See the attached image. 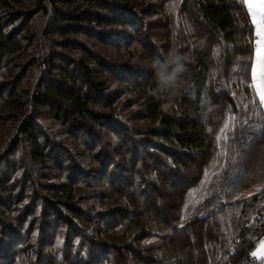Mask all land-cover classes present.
<instances>
[{"label":"rangeland","instance_id":"obj_1","mask_svg":"<svg viewBox=\"0 0 264 264\" xmlns=\"http://www.w3.org/2000/svg\"><path fill=\"white\" fill-rule=\"evenodd\" d=\"M36 1L24 0V4L21 6L2 9L1 15L7 26L8 39L11 41L15 36L22 37L26 48L19 57L3 62L2 67L6 74L0 77V85L5 81L8 84L11 82V90L13 87V90L19 91L24 96L22 100L25 101L40 84H54L61 90L74 95H81L89 101V111L94 115H100L101 119L95 121L89 114L82 115L73 109L68 102L61 101L62 106L68 109L71 116L80 118L88 126L90 133H86L87 131L81 132L71 128L65 119L56 117L49 106L34 105L29 107L26 116L35 123L36 136L43 145L46 158L44 162L32 164L31 168L28 167V169L30 168L28 172L30 179L26 201H34L35 194L32 193L31 189L37 185L39 190L41 188L38 194L56 200L55 197H50L53 186L56 185L58 190L60 185L66 186L72 183L76 187L77 200H74L70 206L73 209L76 206L81 207L83 214H85L86 212L89 213L86 206L98 205L105 194L115 198L118 194L131 192L132 188L146 187V190L150 186L148 185L150 184L149 181L153 180L154 182L153 170L156 168L159 172L163 171L165 166L160 165L161 162L168 167L175 164L187 177L191 174L192 178L197 179L198 177L194 172L199 173L200 181H197L198 184L190 189L184 200L181 201L178 192H174L169 187L170 180L167 176L169 174L163 175V177L165 176L163 181L161 180L162 176L159 181L156 180L155 188L157 190L149 191V193L146 191L149 195H147L146 200L141 198L143 203L137 209L138 218L149 222L148 231L143 233L144 235H141L139 231L135 232V229H126L125 220L129 218L126 214L106 216L103 222H100L96 218L93 219L95 212L85 215V217L90 216L93 220L86 223V232L87 234L91 233L96 240L98 238L96 236L100 232H95V229L96 226H100L101 228H99L104 232L102 237L104 236L106 240H109L106 241L107 243L114 241L112 238L108 239V236L116 232L119 235L116 241L124 246L120 252L128 263L134 260L137 262L136 264H177L180 259L185 260V264H216L215 255L219 248L217 246L220 240L219 234L225 237L237 235L246 222V228L251 230L257 226L255 225V216L247 218V216L241 215L239 217L237 211H234L237 210L235 205L227 207L228 211L226 210L225 215L219 219L214 217L213 220L199 225L201 227L200 239L194 226L185 231L184 234L173 237L175 227L170 223L171 220L189 216L188 213L193 212L196 208H202L206 204L225 203L227 201L226 194H230L235 182L239 180V176H243L240 181L242 186L251 187L264 174V127L261 124V116L257 114L259 111L254 107L250 92L247 89L248 86L244 81V67L239 66L238 63L234 64L227 77V82H218L219 88H216L218 89L217 92L222 89L221 87L227 88L226 91L234 92L231 95V103L224 98L219 99V102L220 106L223 104L228 116V120L225 121L226 131L229 129L236 130V137L228 140L229 136L220 135L216 142L213 141V147L211 145L212 148H210L207 157L203 159L202 164H199L201 160L199 157L172 161L173 157L169 156L166 151L148 145L147 140L156 142L159 139L152 135L154 125L151 126L146 121L143 105L144 98L150 93L149 87L151 85L148 59L154 57L163 65L171 55L167 46L164 47V45L159 47L164 55L160 53L153 55L157 49L156 43L163 39L165 32L163 28L158 27V17L153 14L145 15L144 27L141 29L142 31L138 32L141 37L138 43L129 42L128 39L131 34L127 31L119 33L116 30L113 31L112 27L105 30L99 29V38L93 37L94 35L91 36V31L84 33L83 39H85L80 43L75 39L72 40L74 36L67 37L71 28L66 24V21L61 24L57 21L55 17L57 11L50 9L49 13L33 15L35 12L33 10H36ZM243 2L253 25L254 55L252 66H256V73L255 79L253 80L252 77V80L259 96L260 92H264V64L260 62L257 56L260 48L257 41L261 39L257 32H264V0H243ZM62 8L64 9L62 11H66V7ZM15 10L17 11L16 14H14ZM5 12L8 15H5ZM18 12L19 15H17ZM234 12L236 16L239 15L238 9H234ZM152 22L153 24L156 23L150 27L149 24ZM146 23L148 26H145ZM26 25L27 29L23 30ZM154 31L156 32L155 39H153ZM149 34H152V37H149ZM84 45L86 47L91 45L88 51L90 50L97 56V58L92 59V72L97 74L104 72L100 77L108 84V87L102 92L87 81L77 66L78 59L87 53V48L82 47ZM136 45L138 46L134 47ZM25 67L28 69L27 75L22 84L17 85L15 74L18 75ZM64 68H68L67 73L76 79V83L65 85L56 81L57 76L64 72ZM160 69L164 70L161 67ZM221 80L223 79L221 78ZM169 91L170 89L158 91L162 95L163 101L161 100V102L165 109L172 101L168 95ZM7 92L9 90L5 91V93ZM2 114L0 112V117ZM10 118L12 117L10 116ZM16 123L17 120L13 121V119L6 122L0 120V129L13 128L10 135L11 142L16 139L21 142V145L15 149V154L10 155L6 161L1 163V168L6 169L10 164L8 162H15L18 169L13 170L16 172L15 174H19L23 170V162L30 160L31 145L26 136L20 132V129L16 130ZM105 141L109 143H105ZM130 146L134 147L132 151L128 149ZM123 153L126 154L124 158L121 157ZM110 158L114 160V163L108 169L109 172L104 175L100 174L102 167L109 164L108 159ZM78 168L81 172H78ZM227 169L228 172H225ZM231 171L233 172L232 175ZM82 175L84 177H81ZM86 184L89 185L90 189L87 188ZM21 185L22 183L18 182L16 189L20 190ZM179 188L183 189L182 187ZM119 190L120 192L117 193ZM88 192L91 195L93 193L91 199L85 198ZM260 193H264V186L251 188L242 193L237 200H243ZM38 201L40 202V200ZM62 201L65 202V199ZM39 202L37 204L38 213L46 214L47 206L43 205L41 208ZM28 206L31 204L28 203ZM100 208L96 206V208L89 210H102ZM260 208L264 211V200L260 204ZM218 209L219 207H214L210 212ZM60 210L68 215L71 213V210L65 206L60 207ZM229 211L233 215L230 220H228L230 216L227 214ZM51 213L53 212L51 211ZM44 217L43 220L49 221L46 219L47 217ZM62 226L58 222H53L47 227L51 237L45 242L48 244L43 253L46 260L64 237L61 233L64 230ZM133 233H136L137 237ZM192 233L195 234L194 241L189 236ZM32 236L35 237V235ZM22 237L25 238L26 234H23ZM31 240L33 238H30L29 241ZM149 245L155 246L158 253L156 259L145 257L146 253L143 248ZM96 249L98 248L94 249L95 252ZM108 252L109 254L106 256L102 252V256L107 257L102 264H112L111 256L117 252V249ZM253 252L258 253L262 264H264V236L256 242ZM81 254L85 256L86 250ZM198 254L201 255L200 258H198Z\"/></svg>","mask_w":264,"mask_h":264},{"label":"trees","instance_id":"obj_2","mask_svg":"<svg viewBox=\"0 0 264 264\" xmlns=\"http://www.w3.org/2000/svg\"><path fill=\"white\" fill-rule=\"evenodd\" d=\"M23 4L24 0H0V77L6 74L2 67L3 62L19 57L20 54L25 52L26 48L22 37L15 36L11 41L8 39L7 26L1 15L2 9ZM62 7H66V11H62L64 10ZM50 9L57 11L55 17L60 24L66 21V24L71 28L67 37L74 36L72 40L75 39L80 43L85 39H83L84 33L91 31V36L94 35L93 37L99 38V29L105 30L108 27H112L113 31L116 30L119 33L127 31L131 34L128 39L129 42L138 43L141 38L138 32L142 31L141 29L144 27L145 15L153 14L158 17L159 25L157 22L156 27L158 25L165 32L163 39L159 43L156 41L157 49L153 55L158 53L164 55L159 47L162 45L167 46L169 54H179L183 58L186 71L181 73L178 78L179 88L170 89L168 95H170L172 101L165 109L161 102L162 95L158 93L161 90L159 87V72L163 70L156 64L154 57L148 59L151 85L149 87L150 93L144 98L143 105L146 121L149 125H154L152 135L159 139L156 142L147 140L148 145L166 151L169 156L173 157L172 161L199 157L201 159L199 164H202L203 159L209 154L210 148L213 147V141L216 142L220 135L229 136L228 140L234 139V136L236 137V130L229 129L226 131L225 121L228 120V116L223 104L220 106L219 102V99L224 98L231 103V95L234 92L231 90L226 91L227 88L221 87V84L222 89L218 92V89H216L219 88L218 82H227V77L231 73L234 64L238 63L239 66L244 67V81L248 86L250 98L256 104L259 102V96L253 85L251 74L254 55V31L243 0H37L33 15L49 13ZM234 9H238V16H236ZM16 13L17 11L14 14ZM4 14L8 15L7 12ZM17 15H19V12ZM155 23L152 22L149 26L153 27ZM145 26H148L147 23ZM25 29H27V25L23 30ZM155 33L154 31L153 39H155ZM150 36L152 37V34H149ZM90 46H82L87 48V53L78 59L77 66L87 81L102 92L106 90L108 84L101 80L100 76L104 72L98 74L92 72V59L97 58V56L90 50L88 51ZM92 46H95V44H92ZM160 63L162 65V62ZM27 70L25 67L19 74L17 73L18 75L15 74L17 85L22 84L27 75ZM67 72L68 68H64V72L57 76L56 81L65 85L76 83V79ZM10 85L11 82L8 84L6 81L0 85V112L3 113L0 120L3 122L12 119L13 121L17 120L16 130L20 129V132L26 136L31 145V152L30 160L23 162L24 167L21 173L15 174L16 172L13 169L18 168H16L15 162L11 161L8 162L10 164L6 169H2L1 163L6 161L10 155L15 154L14 151L21 145V142L18 139L11 142L10 135L13 128L0 129V264H102L107 259L105 256L109 254L108 251H116V249L117 252H114L111 256L112 264H125V257L120 252L124 249V246L116 241L119 235L114 232L108 236V239L112 238L114 241L107 243L106 241L109 240H106L104 236L102 237L104 232L100 229L101 227L96 226L95 232H100L101 235L98 234L96 236L98 238L95 240L91 233L87 234L86 232V223H89L92 219L90 216L85 217V215L95 212L93 219L96 218L98 221L103 222L106 216L126 214V216H129L128 220H125L126 229H135V232L139 231L141 235H144L143 233L148 231L149 222L138 218L137 209L143 203L141 198L146 200L149 191L154 192L157 190L155 188L156 180L159 181L161 176L169 174L167 175L170 180L169 187L174 192H178L181 201L184 200L190 189L198 184L197 181H200L201 176L197 172H194L198 177L197 179L192 178L191 174L187 177L186 174H182L177 165L172 164L168 167L161 162L160 165L165 167L162 172H159L156 168L153 170L154 182L153 180L149 181V188L146 190V187H143L144 189L132 188L131 192L118 194L119 197L115 198L105 194L98 205L90 204L88 207L86 206L89 213L83 214L81 207L76 206L73 209L70 206L74 200H77L76 187L72 183L66 186L60 185L58 190L56 185L53 186L50 197H55L56 200L38 194L41 188L39 190L37 185L32 189L30 188L32 193L35 194L34 201H26L30 179L28 172L32 164L44 162L46 158L43 145L36 136L35 123L26 116L29 107L34 105L49 106L54 115L65 119L71 128L81 132L87 131L86 133H90L88 126L80 118L71 116L68 109L62 106L61 101L68 102L73 109L82 115L89 114L95 121H99L101 116L94 115L89 111V101L81 95H74L61 90L55 87L54 84H40L25 101L22 100L24 96L19 91L13 90V87L11 90ZM224 85L226 86V84ZM8 90L9 92L5 93ZM257 109L259 112L264 113V110ZM260 116L261 124L264 127V114ZM107 127L110 126L107 125ZM209 133L210 135H208ZM96 142L99 141L96 140ZM105 143L109 142L105 141ZM128 149L132 151L134 147L130 146ZM121 155L123 158L126 157L124 153ZM23 159L21 160L23 161ZM108 162L109 164L102 167L100 174L104 175L109 172L108 169L114 163V160L110 158ZM28 167L30 168L28 169ZM200 169L198 170L200 171ZM78 172H81V170L79 169ZM225 172H228V169ZM81 177H84V175ZM162 177L161 180L163 181L165 176ZM242 177H238L239 180L235 182L230 194H226L227 201L225 203L206 204L202 208H196L193 212L188 213L189 216L187 217L171 220L170 224L175 227L173 237L184 234L185 231L194 226L200 239L201 227L199 225L201 223L211 221L214 217L219 219L222 215H225L224 212L227 207L235 205L237 210L234 211H237V216L245 215L247 218L255 216V225L257 226L249 230L246 228V222L237 235L225 237L219 234L220 240L217 244L219 248L215 255L216 264H262L261 259L254 257L252 253L256 242L264 236V211L260 208V204L264 200V193L255 194L243 200L237 199L242 193L251 188L264 186V174L251 187L240 184ZM17 181L22 183L20 190L16 189ZM88 186L87 188L90 189ZM119 192L120 190L117 191V193ZM92 195L88 192L85 198L89 197L88 199H91ZM64 199L65 202L62 201ZM38 202L41 208H43V205L47 206L46 214L38 213ZM28 203L31 206H28ZM62 205L71 210V215L60 210V207H64ZM96 206L101 207L102 210H89L90 208H96ZM214 207H219V209L210 212ZM40 211L42 212V210ZM230 211L227 212L230 216L228 220L233 216ZM43 217H47L46 219H49V221L43 220ZM53 222L63 225L64 230L61 233L64 237L46 260L43 253L48 244L45 242L51 237L47 227ZM23 234H26L25 238L22 237ZM133 234L137 237L136 233ZM32 235H35V237ZM189 236L193 240L195 234L192 233ZM30 238H33V240L29 241ZM76 239L78 240L76 241ZM95 248H98L96 252ZM155 249L154 245L143 248L146 253L145 257L156 259L158 253ZM84 250H86V255L82 256L81 253ZM102 252L105 253V256H102ZM220 255L221 258L219 259ZM200 257L201 255L198 254V258ZM196 261L198 260L196 259ZM136 263L134 260L129 263L126 262V264ZM185 263V260L180 259L177 262V264Z\"/></svg>","mask_w":264,"mask_h":264},{"label":"clouds","instance_id":"obj_3","mask_svg":"<svg viewBox=\"0 0 264 264\" xmlns=\"http://www.w3.org/2000/svg\"><path fill=\"white\" fill-rule=\"evenodd\" d=\"M156 64L164 69L159 72V87L161 89H178V78L181 73L186 71L183 58L179 54H171L163 65L160 61H156Z\"/></svg>","mask_w":264,"mask_h":264},{"label":"snow or ice","instance_id":"obj_4","mask_svg":"<svg viewBox=\"0 0 264 264\" xmlns=\"http://www.w3.org/2000/svg\"><path fill=\"white\" fill-rule=\"evenodd\" d=\"M257 35L261 37V39L257 41L258 45H260V48L258 49V52H257V56H258V59L260 60V62L262 64H264V32H259L258 31ZM255 73H256V66L253 65L252 66V77H253V80L255 79ZM253 103H254V107L264 110V92H260L259 93V102H258V104H256L255 101ZM257 114L258 115H262L264 113L257 112ZM225 127H227V125H225ZM224 138L226 139V137H224ZM252 255L254 257L260 258L257 252H253Z\"/></svg>","mask_w":264,"mask_h":264}]
</instances>
